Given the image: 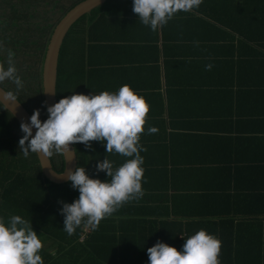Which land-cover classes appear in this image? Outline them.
<instances>
[{
    "label": "crops",
    "instance_id": "0c3cea01",
    "mask_svg": "<svg viewBox=\"0 0 264 264\" xmlns=\"http://www.w3.org/2000/svg\"><path fill=\"white\" fill-rule=\"evenodd\" d=\"M252 5L264 10V0H202L188 12L178 10L156 31L138 20L132 0H107L93 16L99 19L94 25L90 17L84 18L85 26H93L84 71L86 94L114 92L127 84L149 106L144 131L139 134V143L147 149L140 153L144 158L141 184L149 200H135L129 206L168 207V212L175 206L182 214L189 209L199 213L192 208H200L201 202L187 196L201 186V195L208 187L214 192L224 187L250 190L251 186L264 194V122L258 117L255 130L249 127L251 105L246 97L238 96L234 77L225 75H235V69L225 71L235 61H242L237 73L238 68L244 70L252 49L264 50V24L257 28L240 21V16L248 19ZM224 16L230 27L221 31L216 20ZM208 64L210 70L205 67ZM258 100L264 103V92ZM229 118L232 123H227ZM150 126L157 131L149 134ZM90 143L100 162L107 156L118 167L128 159L106 153L100 141ZM137 218L164 222L162 216ZM204 230L219 240L225 238ZM195 232L162 233L161 238L180 250L178 245ZM222 243L219 254L227 245ZM151 246L146 242L144 253Z\"/></svg>",
    "mask_w": 264,
    "mask_h": 264
},
{
    "label": "trees",
    "instance_id": "16d2710c",
    "mask_svg": "<svg viewBox=\"0 0 264 264\" xmlns=\"http://www.w3.org/2000/svg\"><path fill=\"white\" fill-rule=\"evenodd\" d=\"M83 1L85 0H0V65L7 68L10 49L15 54L13 59L16 74L22 79L23 87L17 89L15 83L8 79L0 82V86L12 92L31 115L34 109H40L41 121L47 118L42 73L50 39L59 22ZM258 8L252 5L247 16L249 20L240 16V21L244 20L257 28L259 24H264V10H257ZM99 11L101 10L97 8L85 16L90 17L92 25L98 22L99 19L95 20L93 16ZM84 18L71 28L61 49L58 101L71 95L73 91L86 94L83 88L84 71L88 46L93 42L90 41L93 26H85ZM216 22L221 31V28L229 26L226 16ZM249 54L250 61L245 62L244 70L238 68L241 70L237 73L236 67L242 66V61H235L232 67L225 70L231 72L235 69V75H225L234 77L238 96L246 97L251 105L247 124L251 123L249 127L255 130L258 117L264 122V103L258 100L264 92V50L255 48ZM222 87L223 83L220 84V89L225 92ZM220 98L226 99L227 96L220 95ZM230 119L227 123H232ZM22 136L20 123L0 103V208L11 209L8 215L0 211V216L7 220L10 215H18V211L12 208L22 209V214L30 220L31 227L42 241L39 254L43 264H148V255L144 253L146 242L153 246L158 240H165L161 238L162 233L179 234L205 228L211 233L225 236L220 239L223 245L227 244L223 253L219 254L220 264H264V194H259L261 192L254 190L252 186L250 190L224 187L214 192L208 187L202 195L200 193L204 186L195 189L197 193L188 191L191 195L187 196L188 200L201 202L200 208H192L195 212L200 211L199 213H193L189 209L182 214L174 209L175 206L170 212L168 207L129 206L135 203L136 199H133L102 219L97 228L92 229L82 223L69 236L62 230L64 218L59 211L62 207L59 202L71 203L79 193L71 187L70 182L58 185L48 180L42 173L36 154L29 153L28 158H25L18 146ZM74 145L78 167H84L91 178L102 181L107 179L105 172H97L96 164L99 160L96 150L86 148L80 142ZM50 159L54 169L62 173L65 169L63 154L53 150ZM148 195L144 192L137 201L141 203L149 200ZM182 203L185 205L184 201ZM140 215L162 216L164 222L136 220ZM185 218L189 219L186 223L178 220ZM146 234L149 237L145 238ZM227 234L234 237H228ZM235 235L239 238L236 239ZM232 239L236 240L232 242ZM182 245L179 244L178 247L181 248Z\"/></svg>",
    "mask_w": 264,
    "mask_h": 264
},
{
    "label": "clouds",
    "instance_id": "9594fccd",
    "mask_svg": "<svg viewBox=\"0 0 264 264\" xmlns=\"http://www.w3.org/2000/svg\"><path fill=\"white\" fill-rule=\"evenodd\" d=\"M201 3L202 0H132V11L143 25L156 31L178 10L188 12ZM14 55L9 49L7 68L0 65V82L12 80L20 89L23 81L16 74ZM205 67L210 70L212 65ZM4 95L14 99L12 92ZM45 107V120L40 119V109H34L29 122L20 124L23 136L18 146L25 158L29 153L48 158L53 150L67 154L69 145L77 142L91 148V141H100L106 153L115 152L128 158L118 167H114L107 156L102 162L98 161L97 172L106 173L107 179L103 181L91 178L84 167L67 172V180L79 195L71 203L59 202L64 232L71 236L82 223L95 229L123 203L143 196L144 158L140 153L147 149L139 143V134L144 131L149 111L143 96L124 84L114 92L83 94L73 91L50 106L45 102ZM33 128L36 129L34 135ZM156 131L154 126L147 129L149 134ZM220 247L221 241L215 235L200 229L184 238L180 250L158 240L146 251L148 264H220ZM41 248L42 241L30 220L21 215H10L7 220L0 216V264H43L39 254Z\"/></svg>",
    "mask_w": 264,
    "mask_h": 264
},
{
    "label": "water",
    "instance_id": "95a60500",
    "mask_svg": "<svg viewBox=\"0 0 264 264\" xmlns=\"http://www.w3.org/2000/svg\"><path fill=\"white\" fill-rule=\"evenodd\" d=\"M107 0H85L70 10L66 16L59 22L54 30L47 48L42 73V87L44 100L47 105H52L58 102L57 99V82H58V67L61 49L64 41L70 32L71 28L86 15L91 14L95 9L104 5ZM5 93H8L0 86V103L9 111L12 116L21 124V122H29L31 114L24 105L16 98H6ZM36 129L33 128V135ZM70 151L63 154L65 161V169L62 173H58L52 164L50 157L46 158L43 155H37L43 175L51 182L61 185L69 181L66 178L69 170L74 171L78 167V158L74 143L69 145Z\"/></svg>",
    "mask_w": 264,
    "mask_h": 264
},
{
    "label": "rangeland",
    "instance_id": "374dc122",
    "mask_svg": "<svg viewBox=\"0 0 264 264\" xmlns=\"http://www.w3.org/2000/svg\"><path fill=\"white\" fill-rule=\"evenodd\" d=\"M19 134L21 136V133H19ZM12 209L18 211V215H21L23 218H25V216L23 215L24 213H23L22 209H20V208H12ZM0 211H2L3 214L8 215V213L11 212V209L1 206ZM25 219H27V218H25Z\"/></svg>",
    "mask_w": 264,
    "mask_h": 264
}]
</instances>
